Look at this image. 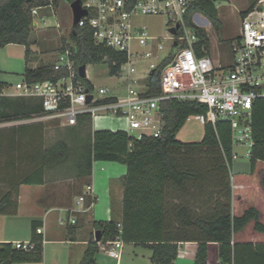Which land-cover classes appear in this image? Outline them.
<instances>
[{
	"label": "trees",
	"instance_id": "16d2710c",
	"mask_svg": "<svg viewBox=\"0 0 264 264\" xmlns=\"http://www.w3.org/2000/svg\"><path fill=\"white\" fill-rule=\"evenodd\" d=\"M65 1L71 4L75 0ZM56 5L57 0H0V48L8 44L24 46L26 67L23 80L28 83L55 79L59 75L53 71L55 60L40 62L35 69L27 66L29 60L34 59L29 43L33 20L31 10ZM261 6V0H249L248 8L240 13L241 19ZM196 14L204 17L218 33L220 20L215 0H194L184 15L186 25L197 36L195 50L200 57L209 54L210 44L205 30L192 23ZM69 39L72 45L61 40L59 52L70 50L76 68L105 63L109 75L116 76L126 60L123 54L95 44L87 27L72 25ZM167 60L146 78L148 94L159 93V78ZM82 81L89 85L85 77ZM6 87L0 82V124L27 121L41 113V104L35 98L25 99L36 104H21L19 108L23 107V112L11 109V113H1L4 109L2 99L5 98L2 92ZM159 112L163 121L161 134L143 136L139 140L122 130L91 131L88 116L80 117L74 126L84 133L76 149L77 157L72 162L77 176H91L95 162H118L126 168L120 179L122 195L118 217L111 199L112 217L108 221L92 222L94 236L86 245L79 264H95L99 245L113 240L118 234L124 243L148 248L151 264H173L178 257L179 244L185 242L197 245L193 264H209L208 246L211 243L217 246V262L214 264H264V218L259 202L256 199L248 201L241 212L237 205L231 210V185L235 192L237 175L230 173L233 147L228 123L205 124L199 143L184 144L176 140V134L187 117L205 114L206 107L195 101L172 99L162 101ZM9 128L12 129L9 136L11 168L9 177L5 178L6 185L2 191L0 188V215H14L19 186L42 184L44 170L64 165L71 152L66 142L45 148L42 136L35 145L33 138L23 136L32 128L41 132L40 122ZM73 136L77 134L74 132ZM252 140L248 158L251 172L255 166L261 167L264 163V99H256L253 103ZM26 141L32 143L29 145ZM22 159L32 166L30 174L22 175L23 170L18 166ZM260 185L264 190L262 179ZM90 203L87 200L84 206L89 207ZM31 228L30 241L34 249L22 252L13 249L12 243H0V264L42 262L43 240L40 234H36L34 223ZM96 237H99L98 243Z\"/></svg>",
	"mask_w": 264,
	"mask_h": 264
},
{
	"label": "built area",
	"instance_id": "2783aa9c",
	"mask_svg": "<svg viewBox=\"0 0 264 264\" xmlns=\"http://www.w3.org/2000/svg\"><path fill=\"white\" fill-rule=\"evenodd\" d=\"M78 1L86 15L76 26L90 29L95 44L126 57L116 73L125 80V91L116 96L106 88L96 91L90 83L82 81L67 49L58 52L53 62V71L59 74L55 79L32 83L22 80L14 86L17 96L35 98L41 104V113L26 122L52 121L69 128L76 126L82 116H88L92 122L97 116L109 114L124 117L127 123L124 132L139 140L161 134L163 121L159 104L162 101H195L204 105L206 112L189 116L186 121L195 118L203 126L227 122L233 147L232 162L238 159L236 148H242L249 158L253 145V103L264 99V0H261V9L252 10L241 19L239 33L229 42V53L221 62L214 61L209 54L200 57L196 54L197 36L184 20L194 0ZM37 10H31L32 17L38 14ZM148 16L165 17L164 36H152L145 26L136 23L139 17ZM194 16L192 23L199 27ZM32 27H37L33 20ZM171 29L176 33L172 34ZM165 60L167 63L159 78L160 91L156 95L148 94L147 84L139 82L145 81ZM94 199V189L89 184L77 198L79 211L90 212ZM87 200L91 201L89 207L84 206ZM76 212L69 210L70 214ZM68 222L76 224L72 217ZM35 232L41 234L42 230L36 228ZM123 246L118 234L99 245V251L119 262ZM12 248L30 252L34 244L30 240L17 241L12 243Z\"/></svg>",
	"mask_w": 264,
	"mask_h": 264
},
{
	"label": "crops",
	"instance_id": "0c3cea01",
	"mask_svg": "<svg viewBox=\"0 0 264 264\" xmlns=\"http://www.w3.org/2000/svg\"><path fill=\"white\" fill-rule=\"evenodd\" d=\"M39 29V24L36 22ZM30 49L33 52L34 59L29 60L27 65L29 68L35 69L40 62H44L39 58V54H42L39 50L32 49L34 42H30ZM36 44V43H35ZM16 53V54H15ZM15 54L18 56L20 61V69L13 67V63H10L11 60H15L12 55ZM10 57H9V56ZM9 58L8 60H5ZM17 59V58H16ZM12 60V61H13ZM26 67L25 64V48L22 45L17 44H8L3 48H0V82L5 83L7 87L3 90L2 96L5 98H14V99H26L17 97V92L13 87L12 83H9L5 78L8 74L16 72H21V77L23 80V72ZM14 70V71H13ZM18 70V71H17ZM17 83V82H16ZM15 83V84H16ZM23 108V107H22ZM22 108H19V112H23ZM25 122V121H24ZM47 121H41L44 123ZM31 123V122H26ZM22 123V124H26ZM12 125L0 124V187L3 189L6 185L5 178L10 175V156H9V136L4 134V128L10 127ZM89 128L91 131L102 130L94 129L89 120ZM43 131V130H42ZM41 131V132H42ZM113 131V130H112ZM39 130L36 131L34 128L28 129L25 131L23 136L28 138H33V145L36 144V141L39 142L40 136L43 137L42 133ZM28 142V141H26ZM30 142V141H29ZM28 142V143H29ZM32 143V142H31ZM29 143V145L31 144ZM25 144V142H24ZM44 147V146H43ZM25 151V149H24ZM237 152V148L235 149ZM243 156L244 152H243ZM246 162H241L236 164L235 160L232 162L231 175L236 176V186L235 192L231 185V210L233 211L235 205H237V210L239 212L244 210V206L248 201L256 199L259 203V206L262 208V217L264 218V190L261 188L260 181H264V163L262 166H255L253 172H251L250 164L248 158ZM114 163V162H106ZM94 165V163H93ZM52 167L44 170L42 184H33V185H20L18 188L17 194V209L14 215H0V220L2 221V227L0 228V243H13L17 241H28L33 235L31 228L32 223H34L35 228H41L42 233L39 235L42 240V262L41 263H28V264H46L47 258V248L49 246L55 247L53 250H57L58 247L63 245L68 247L69 253L67 256L62 257L59 254V258L63 263L61 264H79L82 260L83 253L85 251L86 245L90 241L92 235L94 236V231L92 228V222L96 221L94 215L90 216L89 212L82 213L80 212V206L76 205L77 198L83 193L85 186L91 184L94 189L95 198L97 199V194H101L102 200L109 201V214L110 218L112 213L110 211V202L111 199L114 200L115 206V216L118 217L120 211V202L122 195V186L120 179L124 176L125 173H121L120 169L116 166L113 167L110 174L105 177L107 182V187L105 191L99 186H95L93 182V166L91 176L87 177L82 175L77 176L75 173L71 177H64L63 167ZM20 170H23L22 175H27L31 173L32 166H29L26 160L22 159L19 161ZM70 167V166H69ZM73 168V167H72ZM67 169V168H66ZM74 171V168H73ZM100 171L103 172L104 168L101 167ZM255 181L257 183H255ZM236 201V203H235ZM93 208V207H92ZM69 210H76L74 214H70ZM92 210V209H91ZM91 212V211H90ZM93 214V212H92ZM105 213L104 216L107 215ZM72 217L76 220L75 225H70L68 220ZM109 218V219H110ZM24 220L27 222L28 229L21 235H15L11 231L15 230V224L19 220ZM107 220H98V221H108ZM62 222V224H60ZM264 243V240L262 241ZM132 246L133 244H130ZM209 264L213 261L217 262V246L214 243L209 244ZM147 250V256L143 257L147 259L150 263V250L143 247ZM78 249V250H76ZM197 245L193 242H185L179 244L178 248V257L173 262V264H193ZM73 251L75 253H73ZM77 251V252H76ZM144 256V255H143ZM108 257V256H107ZM63 258V259H62ZM109 258V257H108ZM59 259V260H60ZM111 259V258H110ZM96 264V262H95ZM118 264V262H116Z\"/></svg>",
	"mask_w": 264,
	"mask_h": 264
},
{
	"label": "rangeland",
	"instance_id": "374dc122",
	"mask_svg": "<svg viewBox=\"0 0 264 264\" xmlns=\"http://www.w3.org/2000/svg\"><path fill=\"white\" fill-rule=\"evenodd\" d=\"M249 6V0H217L215 1V7L218 11V16L220 20V29L218 33L215 31L214 27L201 15L196 14L194 16V21L203 30H205L210 44L209 55L216 62H221L224 60L225 56L229 53L228 44L229 40L236 37L240 29L241 16L240 13L245 11ZM37 15L33 16V21L39 24V29H34L31 27L30 42H34L32 49L39 52V58L44 62L52 63L61 47V40H65L68 45H72L69 39V34L72 27V13L70 9V4L65 0H57L56 6L42 7L37 10ZM165 17H139L136 23L140 26H145L147 31L152 36L162 37L167 31ZM36 43V44H35ZM16 54V53H15ZM15 54H10L15 57V60H11L13 63L12 69H20V61L18 56ZM9 56V55H8ZM10 57V56H9ZM17 58V59H16ZM6 58L5 60H8ZM143 64L142 66H144ZM13 70V71H14ZM86 79L97 91L99 88H106L110 91L112 95H121L125 91L126 82L124 79L118 76H110L108 71V66L105 63L99 64H89L85 67ZM18 71V70H17ZM21 72H16L8 74L5 76L9 83L13 84V87L22 81L20 76ZM17 82V83H16ZM16 83V84H15ZM139 83H146V81H140ZM4 109L1 113H11V109H19L21 104L33 105L36 104L35 101H28L25 99H14V98H3ZM26 123V121H14L8 123V125H20ZM91 125L94 129L102 130H127V123L124 117L115 115H104L95 117ZM42 143L45 148L52 147L57 142H66L70 147V154L64 164V177H71L74 174L72 168L73 159L77 157L76 149L79 147V140H82V133L78 127L74 128H62L58 126L55 122L47 121L42 124ZM9 127L4 128V134L10 135ZM77 136H73V134ZM84 134V133H83ZM203 137V125L198 122L195 118H191L186 121L181 130L176 134V140L184 144H194L199 143ZM33 148V146H30ZM238 159L235 163L246 162L247 159L243 156V149L237 148ZM17 156V155H16ZM17 166V165H16ZM19 166V165H18ZM17 166V167H18ZM70 166V167H69ZM116 166L120 169L121 173H125L126 168L123 164L106 163V162H95L93 165V182L94 185L99 186L101 190L105 191L107 187V182L105 177L110 174L113 167ZM103 167L104 171L101 172L100 168ZM67 168V169H66ZM15 171L19 173V169L16 168ZM1 188V187H0ZM2 191V189H1ZM93 212V214H92ZM90 216L94 215V219L107 220L110 218L109 213V201H103L101 194H97L96 202L93 205ZM105 213L107 214L106 216ZM2 220V219H1ZM0 220V228L2 227V221ZM26 221L19 220L15 224V230L11 233L15 235H21L26 233L28 229ZM93 236V235H92ZM55 247L49 246L47 248V258L46 264H61L63 263L59 258V254L62 257L67 256L69 253L68 247L63 245L58 247L57 250H53ZM78 250V249H76ZM77 252V251H76ZM73 253H75L73 251ZM148 252L141 246H132L130 244L124 243L123 253L118 262V264H149L147 259ZM144 255V256H143ZM212 257V256H210ZM60 259V260H59ZM63 259V258H62ZM96 264H116V261L108 258L103 252L99 251L95 255ZM210 264H214L212 261Z\"/></svg>",
	"mask_w": 264,
	"mask_h": 264
},
{
	"label": "water",
	"instance_id": "95a60500",
	"mask_svg": "<svg viewBox=\"0 0 264 264\" xmlns=\"http://www.w3.org/2000/svg\"><path fill=\"white\" fill-rule=\"evenodd\" d=\"M215 1H217V0H215ZM70 9H71V13H72V25H76L77 22L80 20V18L82 16L86 15V12L80 8V4H79L78 0L73 1L70 4ZM170 32L172 34L176 33L175 29H171ZM78 74L81 78H84L86 76L85 66H80L78 68ZM88 100H90V97H88ZM95 241L98 242L99 237H96Z\"/></svg>",
	"mask_w": 264,
	"mask_h": 264
}]
</instances>
